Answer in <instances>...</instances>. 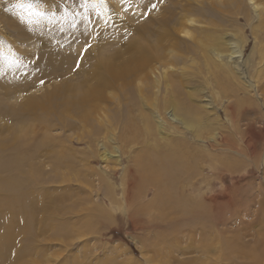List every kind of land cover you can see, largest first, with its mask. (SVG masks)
<instances>
[{"label":"rangeland","instance_id":"374dc122","mask_svg":"<svg viewBox=\"0 0 264 264\" xmlns=\"http://www.w3.org/2000/svg\"><path fill=\"white\" fill-rule=\"evenodd\" d=\"M2 151L0 264H264V0H0Z\"/></svg>","mask_w":264,"mask_h":264},{"label":"bare ground","instance_id":"6f19581e","mask_svg":"<svg viewBox=\"0 0 264 264\" xmlns=\"http://www.w3.org/2000/svg\"><path fill=\"white\" fill-rule=\"evenodd\" d=\"M233 48V47H232ZM236 48V47H235ZM234 49V48H233ZM238 57L239 55H237V50L234 49L231 52V55H229V57ZM221 57V56H220ZM222 59V58H221ZM226 63H228V60L226 59ZM236 63V61H235ZM174 120V117L171 118ZM133 126V125H132ZM134 127V126H133ZM136 128V127H135ZM181 140V139H180ZM227 140V139H226ZM229 140V139H228ZM179 143V142H178ZM181 143V142H180ZM185 143V141H184ZM190 143V142H189ZM183 144V143H182ZM188 144V143H187ZM175 145V144H174ZM181 145V144H180ZM185 145V144H184ZM191 145V144H190ZM182 147H184L182 145ZM176 148H178L176 145L175 146H171V149H166V153L165 154H152V152L148 153V162H143L140 163V165L137 163V167L136 169L139 170V174L142 171H146L148 169V181L150 183V185L152 186L151 189L154 190V200H159L160 198H164L166 197L165 195H167L170 191V189L175 186V182H176V177L173 174V166L171 165V161L174 160L176 157V159L174 161L177 162V159L180 158L182 159L186 165H184L180 160L178 161L179 165L181 166V168L186 169L187 165L189 166V164L187 163L188 158L187 155L188 153H182L183 151L177 153ZM188 148V147H187ZM181 149V147H180ZM185 149V148H184ZM183 149V150H184ZM176 150V151H175ZM186 150V149H185ZM194 151V150H193ZM195 152V151H194ZM196 153V152H195ZM1 156H2V164H0V170H5V168L9 171V173L11 174V171L14 169V166H3V161H4V156L5 153L4 151L1 152ZM191 156V155H190ZM198 156V155H197ZM193 157V156H192ZM134 161V160H132ZM192 162V161H190ZM135 163V162H133ZM225 163V162H223ZM168 164V165H167ZM191 165V164H190ZM136 166V165H135ZM223 166H227V165H223ZM221 168H225L222 167ZM231 168V166H230ZM234 168V167H233ZM162 169H166L165 173H162ZM221 169V170H223ZM228 169V168H227ZM232 171V170H231ZM136 173V171H135ZM232 173V172H231ZM138 174V175H139ZM137 175V176H138ZM168 176V177H167ZM136 177V176H135ZM138 178V177H137ZM142 180V182H141ZM145 183H144V182ZM150 185L148 184V182H146V180L144 179L143 175L139 177L138 183L134 186V190L132 192V200L131 205H136V201L144 194L147 192H144L143 189H149ZM181 187V186H180ZM174 188V187H173ZM179 188V187H178ZM184 189V188H183ZM182 189V190H183ZM173 191V190H172ZM175 191V190H174ZM178 192V191H177ZM181 192V191H180ZM182 193V192H181ZM187 193V192H186ZM171 194V193H170ZM183 194V193H182ZM190 195V194H189ZM192 195V194H191ZM190 195V196H191ZM169 196V195H167ZM193 196V195H192ZM200 199V197H198ZM194 199V198H193ZM204 199V198H203ZM154 200H150L149 202H145L144 204H140L137 205L136 207H133V217L136 220V222L139 223V221L141 223L144 224H148V221H141L142 219H145L144 216H146V210H148V207L155 205ZM197 200V199H196ZM188 201V200H187ZM198 201V200H197ZM194 202V201H193ZM203 202V204H201V206L199 208L195 207L197 206L196 204L192 205H187V207L185 209H183L182 211V215H183V224L187 225L188 227L192 228V230L195 228L196 224H200L203 223L204 221H209V219H211L212 221H214L217 224L220 223H226L227 219H226V215H225V203L221 202H216L214 199L211 202H208L207 204H205L206 202ZM190 203V202H189ZM199 203V202H198ZM200 205V203L198 204ZM205 205V206H204ZM211 206L217 208V211H214L215 214H213L212 212V208ZM163 215V214H162ZM91 216V215H90ZM94 216V215H93ZM182 217V216H181ZM92 220V219H91ZM164 221H168L167 219V214L164 217ZM172 225H176L179 223V221H175V220H170ZM169 222V223H170ZM90 220L86 219L83 223V225H87L90 224ZM152 224L154 225H159L160 224V219L159 218H155L154 222H152ZM98 225V224H96ZM215 226V225H213ZM215 231V230H214ZM191 232V231H190ZM193 233V232H192ZM208 232H206L207 234ZM211 233V232H210ZM202 235V233H200ZM212 234V233H211ZM203 236V235H202ZM202 238V237H201ZM206 248V247H205ZM207 249V248H206ZM257 263V262H256ZM259 264V263H258ZM261 264V263H260Z\"/></svg>","mask_w":264,"mask_h":264},{"label":"snow or ice","instance_id":"6c2138e0","mask_svg":"<svg viewBox=\"0 0 264 264\" xmlns=\"http://www.w3.org/2000/svg\"><path fill=\"white\" fill-rule=\"evenodd\" d=\"M82 6H87V4L85 3V4H83ZM152 7L155 8L156 5L154 4V5H152Z\"/></svg>","mask_w":264,"mask_h":264}]
</instances>
